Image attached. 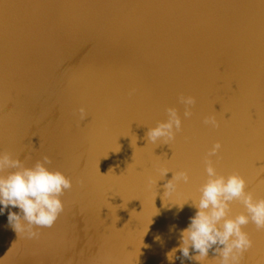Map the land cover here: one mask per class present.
<instances>
[{
	"label": "water",
	"instance_id": "obj_1",
	"mask_svg": "<svg viewBox=\"0 0 264 264\" xmlns=\"http://www.w3.org/2000/svg\"><path fill=\"white\" fill-rule=\"evenodd\" d=\"M180 94L196 98L188 119ZM167 107L183 131L147 144ZM216 141L217 170L260 183L249 191L264 198V0H0V152L27 166L48 156L72 181L37 238L9 225L18 208L0 214V264H200L167 253L196 213L177 205L198 196ZM157 167L191 182L161 198L173 173L158 180ZM243 230L254 243L240 264H264V231ZM203 264H218L212 250Z\"/></svg>",
	"mask_w": 264,
	"mask_h": 264
},
{
	"label": "clouds",
	"instance_id": "obj_2",
	"mask_svg": "<svg viewBox=\"0 0 264 264\" xmlns=\"http://www.w3.org/2000/svg\"><path fill=\"white\" fill-rule=\"evenodd\" d=\"M135 89L129 91V96L135 94ZM178 103L183 105V118L192 116V108L196 98L180 94ZM80 118L86 117V109L79 110ZM166 119L158 121L154 127L148 128L145 139L147 144H169L176 140L177 134L183 131V120L176 107L165 109ZM203 123L217 129L220 122L215 116L205 117ZM185 137V140H188ZM222 144L216 141L204 156L203 165L205 178L198 185V196L189 199L179 209L191 201L196 209L190 217L189 225L180 231L178 248L167 253L169 261L173 260L177 251L185 259L195 260L203 264L207 260L209 250L218 258V264H240L244 254L253 247V240L244 231V226L252 223L257 231H264V198H256L247 190L246 179L233 171L227 175L217 170ZM215 157V160L213 159ZM52 161L43 156L32 166H27L24 160L11 153L0 152V214L6 209L18 208L19 212L8 211V222L15 233L25 234L27 238H37L40 228L53 226L63 211L61 197L65 191L71 190L72 181L64 173L50 167ZM159 179L163 180L167 173L172 172V178L163 185L161 198L171 197L181 184L191 182L188 170L171 171L165 167H157ZM148 176L146 187L157 186V181ZM82 183V182H81ZM163 200V199H162ZM239 202L245 212L232 215V204ZM175 205V204H172ZM152 223V219H151ZM155 239L159 241L160 236ZM195 252V255L190 254Z\"/></svg>",
	"mask_w": 264,
	"mask_h": 264
},
{
	"label": "bare ground",
	"instance_id": "obj_3",
	"mask_svg": "<svg viewBox=\"0 0 264 264\" xmlns=\"http://www.w3.org/2000/svg\"><path fill=\"white\" fill-rule=\"evenodd\" d=\"M223 28V27H222ZM224 29V28H223ZM225 30V29H224ZM223 30V31H224ZM232 90H233V88H232ZM260 187V183H258L256 186H255V188H253V186H252V180L251 181H249V185H248V190H252V189H258Z\"/></svg>",
	"mask_w": 264,
	"mask_h": 264
}]
</instances>
